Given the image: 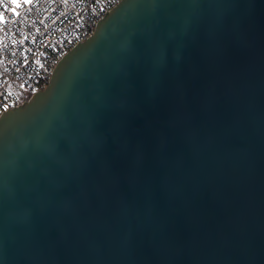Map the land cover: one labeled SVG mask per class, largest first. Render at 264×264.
<instances>
[{"label": "water", "instance_id": "95a60500", "mask_svg": "<svg viewBox=\"0 0 264 264\" xmlns=\"http://www.w3.org/2000/svg\"><path fill=\"white\" fill-rule=\"evenodd\" d=\"M0 264H264V0H121L4 111Z\"/></svg>", "mask_w": 264, "mask_h": 264}, {"label": "built area", "instance_id": "2783aa9c", "mask_svg": "<svg viewBox=\"0 0 264 264\" xmlns=\"http://www.w3.org/2000/svg\"><path fill=\"white\" fill-rule=\"evenodd\" d=\"M121 0H0V115L44 90L57 63Z\"/></svg>", "mask_w": 264, "mask_h": 264}]
</instances>
